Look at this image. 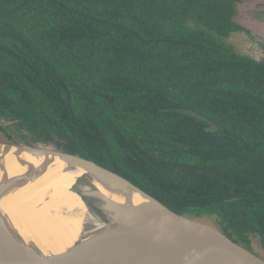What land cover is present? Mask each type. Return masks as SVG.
<instances>
[{
    "label": "trees",
    "instance_id": "trees-1",
    "mask_svg": "<svg viewBox=\"0 0 264 264\" xmlns=\"http://www.w3.org/2000/svg\"><path fill=\"white\" fill-rule=\"evenodd\" d=\"M241 1L0 0L2 129L264 247V61L224 42Z\"/></svg>",
    "mask_w": 264,
    "mask_h": 264
},
{
    "label": "water",
    "instance_id": "water-1",
    "mask_svg": "<svg viewBox=\"0 0 264 264\" xmlns=\"http://www.w3.org/2000/svg\"><path fill=\"white\" fill-rule=\"evenodd\" d=\"M177 112L207 121L192 110ZM0 131L7 139L0 146L13 147L33 157L53 156L68 167L84 171L86 176L78 183L90 186V190L81 191L82 195L101 203L103 208L98 207L97 217L105 227L118 231L115 236L87 242L62 254L33 255L26 244L12 239L0 221V264H264L245 245L231 240L220 230L173 212L126 178L96 162L52 148L16 143L1 127ZM37 177L31 172L27 180ZM94 181L111 192L127 194L129 187L145 201L139 205L122 204L92 186Z\"/></svg>",
    "mask_w": 264,
    "mask_h": 264
},
{
    "label": "bare ground",
    "instance_id": "bare-ground-1",
    "mask_svg": "<svg viewBox=\"0 0 264 264\" xmlns=\"http://www.w3.org/2000/svg\"><path fill=\"white\" fill-rule=\"evenodd\" d=\"M31 172L38 177L28 181ZM85 176L56 157H33L0 146V190L5 188L0 192V221L12 239L26 244L33 255H56L118 234L97 217L103 205L82 195L90 190L78 183ZM92 186L122 204L145 201L129 187L126 194L111 192L95 181Z\"/></svg>",
    "mask_w": 264,
    "mask_h": 264
},
{
    "label": "rangeland",
    "instance_id": "rangeland-1",
    "mask_svg": "<svg viewBox=\"0 0 264 264\" xmlns=\"http://www.w3.org/2000/svg\"><path fill=\"white\" fill-rule=\"evenodd\" d=\"M234 20L235 23L242 28V31L232 33L224 42L233 46L236 51L243 56L258 61H264V0H242L237 4V14ZM7 124L10 125L11 129L15 128L12 124ZM1 125L5 126V124H0L1 128ZM23 132H21L20 135H22ZM3 138H6V136L0 131V142H6L3 141ZM35 148L49 147L39 146ZM187 217L202 225L220 230L215 217H197L193 214ZM245 247L264 260V247L258 237H251V244L245 245Z\"/></svg>",
    "mask_w": 264,
    "mask_h": 264
}]
</instances>
